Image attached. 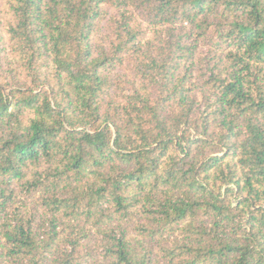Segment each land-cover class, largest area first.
Here are the masks:
<instances>
[{
	"label": "trees",
	"instance_id": "16d2710c",
	"mask_svg": "<svg viewBox=\"0 0 264 264\" xmlns=\"http://www.w3.org/2000/svg\"><path fill=\"white\" fill-rule=\"evenodd\" d=\"M0 264H264V0H0Z\"/></svg>",
	"mask_w": 264,
	"mask_h": 264
}]
</instances>
